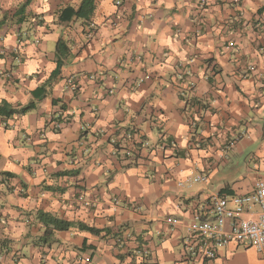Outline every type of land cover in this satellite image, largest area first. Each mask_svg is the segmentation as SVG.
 Instances as JSON below:
<instances>
[{
    "label": "clouds",
    "instance_id": "1",
    "mask_svg": "<svg viewBox=\"0 0 264 264\" xmlns=\"http://www.w3.org/2000/svg\"><path fill=\"white\" fill-rule=\"evenodd\" d=\"M0 264H264V0H0Z\"/></svg>",
    "mask_w": 264,
    "mask_h": 264
}]
</instances>
